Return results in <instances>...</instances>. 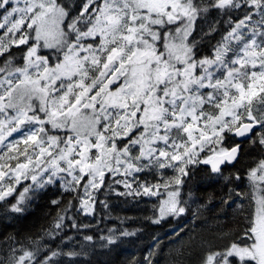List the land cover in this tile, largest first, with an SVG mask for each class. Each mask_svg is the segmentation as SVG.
<instances>
[{"label":"snow or ice","instance_id":"1","mask_svg":"<svg viewBox=\"0 0 264 264\" xmlns=\"http://www.w3.org/2000/svg\"><path fill=\"white\" fill-rule=\"evenodd\" d=\"M20 4L0 0V147L5 149L0 160L17 161L0 163V200L14 191L5 177L18 184L32 173L33 183L43 188L65 173L71 178L65 191L82 189L76 197L79 207L91 214L94 193L110 172L124 177L117 183L128 191L118 195L157 196L161 187L166 190L152 220L159 224L185 213L179 197L191 174L189 165L208 164L220 173V165L233 163L241 151L239 143L212 147L201 159L207 144L220 145L225 133L251 139L260 132L258 143L264 146V0H211L207 6L194 0H84L76 13L57 0ZM209 8L226 16L237 10L244 15L210 56H199L195 37H189ZM214 31L210 26L209 33ZM13 46H25L22 64L14 62ZM41 48H58L62 61L50 66ZM120 77L122 82L110 89ZM52 129L71 134L60 137L50 134ZM135 129L140 131L132 135ZM14 132L20 138L5 143ZM117 139L125 143L117 147ZM20 144L33 151H21ZM164 168L177 175L163 183H140L135 176ZM37 169L49 173L45 180L37 179ZM250 179L264 184V161L251 170ZM13 211L21 209L14 206ZM245 235L250 243H232L209 254L204 264H264V196L257 200ZM103 239L102 247L117 242L115 237ZM57 255L37 261L34 252L24 251L13 264H49ZM153 255L149 252L144 264H153Z\"/></svg>","mask_w":264,"mask_h":264},{"label":"trees","instance_id":"2","mask_svg":"<svg viewBox=\"0 0 264 264\" xmlns=\"http://www.w3.org/2000/svg\"><path fill=\"white\" fill-rule=\"evenodd\" d=\"M57 2L69 6L76 13L84 0ZM194 2L207 6L211 0ZM243 15L242 11L237 10L226 16L220 10L211 8L201 14L189 37V41L195 37L198 55L210 56L214 46ZM256 19L258 17L254 16L253 20ZM213 25L215 31L209 33V27ZM24 47L13 46L11 49L15 54L16 64L24 62ZM39 52L49 56L50 66L62 61L63 53L59 49L41 48ZM3 62L4 57H0V66H3ZM209 111L214 114L217 110ZM0 119H4L3 113H0ZM46 127L50 128V125ZM16 134L20 133L8 136L5 143L13 140ZM50 134L64 137L71 133L52 129ZM259 138L260 132L251 139L244 140L225 133L220 145L207 144L204 151L199 153L201 159L211 154L212 147L230 148L239 143L241 151L237 162L221 167L220 173H213L207 164L189 165L191 174L184 178L185 183L180 186L179 197L182 206L186 208L185 213L178 217H165L159 224L152 220L158 215L159 202L166 197L163 187L159 190L162 195L154 198L146 195H118L119 192L128 191L123 184L117 183L123 178L106 173L104 185L94 193L92 214L85 215L79 207L80 200L76 198L82 193V189L78 192L65 191L71 180L65 173H59L55 183H46L43 188L33 183L32 173H29L28 179H21L18 184L5 177L4 183L12 182L14 191L0 200V264H13V258L24 251L34 252L37 261L45 260L53 252L59 253L52 257L49 264H144V258L149 252L154 253L153 264H204L209 254L222 251L232 243H250L245 233L255 214L259 187L262 185L255 180L254 183L251 182L249 178L251 170L264 161V146L258 143ZM117 142L119 146L125 143L121 139ZM25 147L29 153L33 151V146L19 145L21 151ZM4 151L0 147V154ZM19 159L23 160L24 157L20 156ZM16 162L7 157L0 160V163L12 165ZM36 171L40 172L39 169ZM48 175V172H41L37 179L45 180ZM176 175L172 168L151 169L135 174L140 183H163ZM59 177L65 179L61 180ZM128 179L131 180L132 177ZM136 187L134 183L133 188ZM25 188H28L26 193ZM261 193L264 196V191ZM21 195L24 196L23 201L20 200ZM14 206L21 211H13ZM60 217H63L62 221ZM57 223H60L59 228L56 227ZM124 232L133 234L122 235ZM85 236H91L92 240H85ZM104 237H115L117 242L102 247L106 244ZM68 252L78 255L70 257L66 255Z\"/></svg>","mask_w":264,"mask_h":264},{"label":"rangeland","instance_id":"3","mask_svg":"<svg viewBox=\"0 0 264 264\" xmlns=\"http://www.w3.org/2000/svg\"><path fill=\"white\" fill-rule=\"evenodd\" d=\"M20 6H23V0H21V4H20ZM0 31H2V30H0ZM97 38H99V37H97ZM44 50H58V48H43ZM41 50V49H40ZM122 80H123V77H120V81H118V82H114L113 83V87L112 86H110L109 85V88L110 89H113V90H115L116 88H117V84L119 83V82H122ZM93 91H95V90H93ZM35 103H37L35 100L33 101V104H35ZM84 111H88L87 109H85ZM56 130H60V129H56ZM62 130V129H61ZM5 131H7V129H5ZM140 131V129H135L134 131H133V133L135 132V134L136 133H138ZM15 133L16 132H14V133H12V135H15ZM70 135V134H69ZM20 138V134H16V137L14 138V139H19ZM93 139H95L94 137H93ZM117 140H120V139H117ZM116 143H117V147H120L119 146V144H118V142L116 141ZM136 147H138V146H134L133 148H132V151H133V154L135 155V154H137L136 153V150H135V152H134V149H136ZM96 153V149H92V151H91V153L90 154H92V155H94ZM47 157H45V159H46ZM61 163H63V162H61ZM38 170V169H37ZM37 173H38V171H37ZM41 172H39L38 173V175L40 174ZM106 173H110V172H106ZM251 173V172H250ZM112 174V173H111ZM37 175V176H38ZM113 175V174H112ZM113 176H121V175H113ZM123 179H124V177L123 176H121ZM129 178V177H128ZM249 178H250V174H249ZM21 179H24L23 177H21ZM20 179V180H21ZM251 180V182H253L254 183V180H252V179H250ZM259 182V181H258ZM263 188H264V184H262V185H260V187H259V189H260V193H259V195H258V199L261 197V196H263V194L261 193L262 191H264L263 190ZM160 192V191H159ZM160 196L162 195V193L160 192V194H159ZM148 197H151V198H154V197H156V196H148ZM164 198H166V197H163V199ZM82 213H84V211L82 210ZM85 214V213H84ZM92 214V213H91ZM91 214H85V215H91Z\"/></svg>","mask_w":264,"mask_h":264},{"label":"water","instance_id":"4","mask_svg":"<svg viewBox=\"0 0 264 264\" xmlns=\"http://www.w3.org/2000/svg\"><path fill=\"white\" fill-rule=\"evenodd\" d=\"M253 131L255 132L256 131V129H253ZM234 135V134H233ZM249 135H251V134H249ZM237 137V136H236ZM239 138V140H244V139H246V138H248L247 136L246 137H238ZM240 154V153H239ZM238 158H239V155L237 156V159L233 162V163H231V164H228V163H225V164H221L220 165V168L221 167H223V166H225V165H233V164H235L236 162H237V160H238ZM208 165V164H207ZM210 167H211V165H209Z\"/></svg>","mask_w":264,"mask_h":264}]
</instances>
